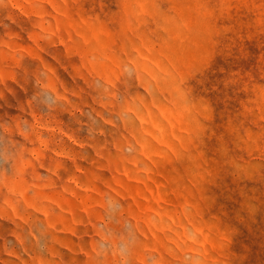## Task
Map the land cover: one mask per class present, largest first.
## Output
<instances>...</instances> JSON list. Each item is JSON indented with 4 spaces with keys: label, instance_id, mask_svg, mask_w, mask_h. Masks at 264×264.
Returning <instances> with one entry per match:
<instances>
[{
    "label": "rangeland",
    "instance_id": "rangeland-1",
    "mask_svg": "<svg viewBox=\"0 0 264 264\" xmlns=\"http://www.w3.org/2000/svg\"><path fill=\"white\" fill-rule=\"evenodd\" d=\"M0 264H264V0H0Z\"/></svg>",
    "mask_w": 264,
    "mask_h": 264
}]
</instances>
